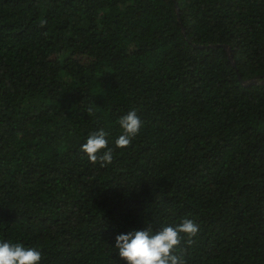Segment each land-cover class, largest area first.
I'll list each match as a JSON object with an SVG mask.
<instances>
[{
    "label": "trees",
    "instance_id": "obj_1",
    "mask_svg": "<svg viewBox=\"0 0 264 264\" xmlns=\"http://www.w3.org/2000/svg\"><path fill=\"white\" fill-rule=\"evenodd\" d=\"M239 74L264 79V0H0V238L126 264L117 234L190 218L187 264H264V83Z\"/></svg>",
    "mask_w": 264,
    "mask_h": 264
},
{
    "label": "clouds",
    "instance_id": "obj_2",
    "mask_svg": "<svg viewBox=\"0 0 264 264\" xmlns=\"http://www.w3.org/2000/svg\"><path fill=\"white\" fill-rule=\"evenodd\" d=\"M46 23L41 20V27ZM88 112L93 114V109L90 107ZM117 123L120 134L114 139L107 127H100L90 132L81 145V151L89 160H99L101 167L113 162L114 149L110 145L121 149L130 146L143 125L135 109L120 116ZM199 231L200 226L195 220L183 218L176 224L163 223L158 228L146 226L119 233L115 236L114 248L126 264H187L178 246L185 235L188 237L185 242L192 244ZM41 260L42 252L37 247L0 238V264H40Z\"/></svg>",
    "mask_w": 264,
    "mask_h": 264
},
{
    "label": "water",
    "instance_id": "obj_3",
    "mask_svg": "<svg viewBox=\"0 0 264 264\" xmlns=\"http://www.w3.org/2000/svg\"><path fill=\"white\" fill-rule=\"evenodd\" d=\"M177 12H178V14L180 13V8L178 6H177ZM224 47L228 50L230 58L233 61V52H232L231 48L226 44H224ZM233 64H234V66H236V63L234 61H233ZM239 78L241 79L243 85H245V86H250L253 84H257V83H264V79L260 80L261 79L260 76L252 78L250 80H244L241 78V75L239 74Z\"/></svg>",
    "mask_w": 264,
    "mask_h": 264
}]
</instances>
